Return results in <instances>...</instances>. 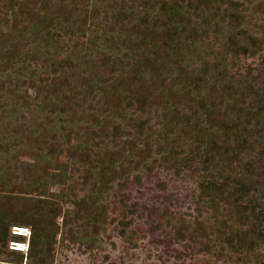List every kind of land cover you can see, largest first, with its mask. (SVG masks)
Listing matches in <instances>:
<instances>
[{"label": "trees", "instance_id": "16d2710c", "mask_svg": "<svg viewBox=\"0 0 264 264\" xmlns=\"http://www.w3.org/2000/svg\"><path fill=\"white\" fill-rule=\"evenodd\" d=\"M244 17L235 0H0V122L8 94L19 140L0 176V264H54L59 235L99 234L114 184L157 166L199 173L177 239L264 264V38ZM122 204L125 236L137 205ZM14 226L30 228L27 256L6 251Z\"/></svg>", "mask_w": 264, "mask_h": 264}, {"label": "rangeland", "instance_id": "374dc122", "mask_svg": "<svg viewBox=\"0 0 264 264\" xmlns=\"http://www.w3.org/2000/svg\"><path fill=\"white\" fill-rule=\"evenodd\" d=\"M235 1L241 4L245 15L242 28L252 35L264 38V0ZM258 61L259 57H249L243 59L242 64L257 65ZM1 99L2 104L8 105L4 115L6 117L0 122V176L6 161L15 155L14 145L19 141L8 132L10 125L6 128L14 117L11 110L15 104L8 94ZM6 142L13 143L8 153L2 150V144ZM24 156V159H29ZM140 174L141 182L131 179L124 187L118 182L114 184L105 201L109 221L99 234L93 235L90 231L88 239L77 244L67 236H58L54 264H243L236 261V257L232 259L226 255L218 259L211 254L200 253L189 240L176 238V218L192 221L197 216L195 199L199 192V173L194 168L177 174L173 169L157 166L150 172L143 170ZM122 202L137 205V213L127 219H132V222L126 229L125 236L121 235L122 225L119 224L122 220ZM13 228L12 236L19 237L13 234ZM12 241L24 242L29 246L30 237H12ZM11 242L8 243L7 252L12 250ZM23 253L25 256L28 254L27 251ZM0 259L6 261L9 258L5 254Z\"/></svg>", "mask_w": 264, "mask_h": 264}, {"label": "built area", "instance_id": "2783aa9c", "mask_svg": "<svg viewBox=\"0 0 264 264\" xmlns=\"http://www.w3.org/2000/svg\"><path fill=\"white\" fill-rule=\"evenodd\" d=\"M13 234L17 236H29L30 237V230L28 228H22V227H14L13 228ZM28 247L24 242H17V241H12L10 244V248L15 251H28Z\"/></svg>", "mask_w": 264, "mask_h": 264}]
</instances>
